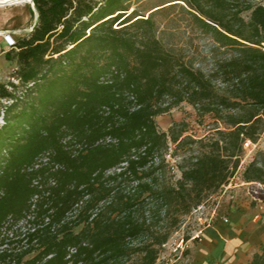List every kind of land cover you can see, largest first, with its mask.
<instances>
[{"label": "trees", "instance_id": "16d2710c", "mask_svg": "<svg viewBox=\"0 0 264 264\" xmlns=\"http://www.w3.org/2000/svg\"><path fill=\"white\" fill-rule=\"evenodd\" d=\"M34 1L37 23L6 52L18 81L0 82V260L156 264L182 217L227 184L245 140L264 131V5L180 0L215 52L231 48L207 72L159 36L164 4L141 13L124 0ZM184 101L225 129L208 141L183 136L186 122L159 130L155 117ZM170 141L199 143L179 178ZM244 179L263 181L264 168L251 162ZM260 248L249 264H264Z\"/></svg>", "mask_w": 264, "mask_h": 264}, {"label": "rangeland", "instance_id": "374dc122", "mask_svg": "<svg viewBox=\"0 0 264 264\" xmlns=\"http://www.w3.org/2000/svg\"><path fill=\"white\" fill-rule=\"evenodd\" d=\"M248 1L257 5L259 3L264 5V0ZM160 4H164L160 7H166L160 9L155 16V20L160 29L159 36L178 46H183V54L186 58L189 56L194 57L196 67L200 66L205 71L207 70V72L211 70L214 60L221 53L214 51L216 41L213 35L202 31L200 25L192 18V15L184 9L186 5L183 2L180 0H124L122 8L132 6L137 8L139 12L146 13L149 9ZM243 15L246 19H249L250 12H245ZM27 31L28 29L24 33L27 34ZM221 52H223L221 56L228 57L231 54V48L228 47ZM15 66V61L12 66L4 65L3 63L0 64V71L4 72L6 76L5 81H2L3 83H8L12 80L14 82L18 81L15 74L17 66ZM3 104V101H0V110H2ZM155 121L158 129L165 132H169L170 127L175 122H186V131L183 136H191L196 140L205 139L208 141L214 135L218 137L216 135L217 127L225 129L223 124L218 123L211 114L199 116L194 106L186 101L168 112L156 116ZM253 143L256 146L248 149L244 148L239 166L227 184L204 198L200 205L182 217L177 230H174L169 241L162 246L156 264H198L197 258H200L202 252V249H200L202 241L199 235L202 234L206 226L212 225L217 221V216L220 212V216L228 217L229 211L233 206L238 207L242 203H248L255 207L264 201V180L246 181L244 179V172L251 162L257 161L264 168V131ZM198 146L199 143L194 142L187 143L181 148H176L175 143L169 142L170 149L166 154V160L171 164L170 166L172 167L175 178L181 176L177 164L182 161V155H189L191 152L190 149H195ZM170 174L169 172L166 174L167 178L170 177ZM233 210L236 209L233 208ZM25 224L26 222L24 220L17 223L13 228L14 232L17 230L25 231L27 228ZM80 228H77L76 231ZM11 233L4 229V234H10L9 236H12ZM35 253L32 252L26 255L23 260L31 258ZM138 261L139 257L134 255L122 264H139ZM0 264L13 263L11 261L0 260Z\"/></svg>", "mask_w": 264, "mask_h": 264}, {"label": "crops", "instance_id": "0c3cea01", "mask_svg": "<svg viewBox=\"0 0 264 264\" xmlns=\"http://www.w3.org/2000/svg\"><path fill=\"white\" fill-rule=\"evenodd\" d=\"M0 1V31L10 32L11 37L18 41L36 21L38 13L35 1ZM8 50V42L2 36L0 64L12 66L13 60L6 58ZM5 77V73L0 71V82L5 81ZM233 208L229 211L227 221L220 216V212L217 221L206 226L199 235L202 252L200 258H197L198 264H249L254 254L261 249L264 244V201L255 207L242 203Z\"/></svg>", "mask_w": 264, "mask_h": 264}, {"label": "built area", "instance_id": "2783aa9c", "mask_svg": "<svg viewBox=\"0 0 264 264\" xmlns=\"http://www.w3.org/2000/svg\"><path fill=\"white\" fill-rule=\"evenodd\" d=\"M1 35H3V37L7 40V42H8V47H9V48L13 47V45H14L15 42H16V40L13 39V38L11 37L10 33H3V34H1ZM1 35H0V36H1ZM243 146H244L245 149H248V148H252L253 146H256V144H254L253 141H251L250 139H247V140H245ZM47 159H48V158H45V160H47ZM55 167L58 168V165H55ZM224 186H225V185H224ZM37 198H38V195H35L34 198H33V200L36 201ZM33 207H34V206H33ZM224 220L227 221V220H228V217H227V216L224 217ZM5 230H6V228H5ZM11 235H12V233H11Z\"/></svg>", "mask_w": 264, "mask_h": 264}, {"label": "bare ground", "instance_id": "6f19581e", "mask_svg": "<svg viewBox=\"0 0 264 264\" xmlns=\"http://www.w3.org/2000/svg\"><path fill=\"white\" fill-rule=\"evenodd\" d=\"M4 1H8V0H4ZM27 1V0H26ZM0 2H2V1H0ZM5 4V3H4ZM36 22V21H35ZM34 26H35V23H33L32 25H31V27L30 28H28V31L27 32H30V31H32L33 30V28H34ZM1 34H3V32H1L0 31V35Z\"/></svg>", "mask_w": 264, "mask_h": 264}, {"label": "water", "instance_id": "95a60500", "mask_svg": "<svg viewBox=\"0 0 264 264\" xmlns=\"http://www.w3.org/2000/svg\"><path fill=\"white\" fill-rule=\"evenodd\" d=\"M37 20H38V14H37V16H36V22H35V24L37 23Z\"/></svg>", "mask_w": 264, "mask_h": 264}]
</instances>
